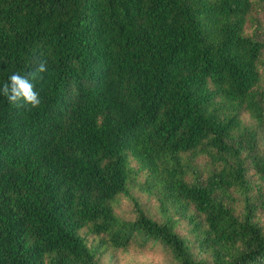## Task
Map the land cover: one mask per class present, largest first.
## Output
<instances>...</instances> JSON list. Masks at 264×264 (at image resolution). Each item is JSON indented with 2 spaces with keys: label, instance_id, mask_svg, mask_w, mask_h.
Masks as SVG:
<instances>
[{
  "label": "trees",
  "instance_id": "1",
  "mask_svg": "<svg viewBox=\"0 0 264 264\" xmlns=\"http://www.w3.org/2000/svg\"><path fill=\"white\" fill-rule=\"evenodd\" d=\"M251 12L252 0H0V89L19 73L41 98L17 108L0 93V264H97L154 243L176 264H264L252 180L264 181V44L246 32ZM41 60L48 72L32 79ZM131 186L157 198L162 221ZM120 197L133 220L116 216Z\"/></svg>",
  "mask_w": 264,
  "mask_h": 264
},
{
  "label": "rangeland",
  "instance_id": "2",
  "mask_svg": "<svg viewBox=\"0 0 264 264\" xmlns=\"http://www.w3.org/2000/svg\"><path fill=\"white\" fill-rule=\"evenodd\" d=\"M246 32L248 35H251L256 40L264 44V0H252V12L248 17V22L246 25ZM264 55V52H263ZM259 89L264 93V67L261 69V79L259 83ZM261 104L264 108V100H261ZM241 120L246 127H251L254 124V120L246 112H243L241 115ZM259 136L261 138V143L264 148V125L262 126ZM257 184H261L264 190V181L257 179V177L252 178ZM138 183V182H137ZM131 195L137 199L141 208L144 212L152 219L156 221H162L163 216L161 213L160 203L157 198L153 195H147L134 187H130ZM232 200L226 199L225 202L234 210L237 216L243 215V197L238 193L231 191ZM254 199H257L256 209L254 211L253 220L257 222L260 227L264 230V192L263 197L253 196ZM192 209L189 210L191 213ZM176 214L173 216L174 219H177L179 226L177 232L180 235L186 237L190 241L192 253L195 255V258H203L206 255L201 253L196 246L194 238L191 236L189 230L190 226L187 225L186 220L180 216L176 211L173 210ZM115 214L118 218L124 221H131L135 218L133 203L125 198L120 197L119 201L115 206ZM82 234L85 235L88 244L93 245L95 243V238L86 231H82ZM97 264H176L173 257L160 245L157 243L148 244L145 248H140L137 245H130L125 250H115L110 249L106 250L103 254L100 255Z\"/></svg>",
  "mask_w": 264,
  "mask_h": 264
},
{
  "label": "clouds",
  "instance_id": "3",
  "mask_svg": "<svg viewBox=\"0 0 264 264\" xmlns=\"http://www.w3.org/2000/svg\"><path fill=\"white\" fill-rule=\"evenodd\" d=\"M47 72V62L41 60L32 73V79L43 80V74ZM0 93L7 98L10 105L17 108L28 106L35 109L41 104L39 92L35 89L33 83L27 77L19 73H13L9 77V81L3 84Z\"/></svg>",
  "mask_w": 264,
  "mask_h": 264
}]
</instances>
